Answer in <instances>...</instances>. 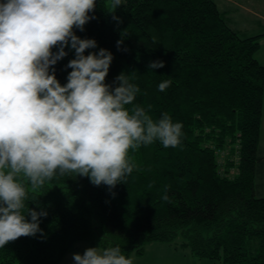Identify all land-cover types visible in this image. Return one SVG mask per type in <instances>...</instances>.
<instances>
[{"label": "trees", "instance_id": "1", "mask_svg": "<svg viewBox=\"0 0 264 264\" xmlns=\"http://www.w3.org/2000/svg\"><path fill=\"white\" fill-rule=\"evenodd\" d=\"M108 2L96 0L89 13L95 19L83 31L73 29L97 42L85 55L101 48L112 53L105 83L113 88L119 74L134 72L131 82L140 88L134 103L154 121L167 112L182 123L181 146L156 141L130 150L136 167L127 184L113 189L80 176L29 187L36 200L28 207L47 212L40 218L42 234L0 248V264H59L82 241L119 245L130 257L152 241L173 242L179 235L196 257L264 264V196L256 194L264 177L260 35L241 36L217 0H122L114 13L119 20L108 13ZM64 50L68 54L50 69L61 85L75 58L70 46ZM154 61L165 66L149 69Z\"/></svg>", "mask_w": 264, "mask_h": 264}, {"label": "clouds", "instance_id": "2", "mask_svg": "<svg viewBox=\"0 0 264 264\" xmlns=\"http://www.w3.org/2000/svg\"><path fill=\"white\" fill-rule=\"evenodd\" d=\"M122 0H111L113 19ZM96 0H4L0 3V248L20 237L42 234L44 210L28 207L29 187L42 188L62 177H87L94 186L127 184L136 167L130 150L159 141L181 146L183 125L164 112L158 120L134 101L140 88L134 72L121 73L112 87L105 83L113 55L81 39L94 16ZM123 40L117 41L119 49ZM54 46H59L56 53ZM75 51L72 69L61 85L57 61ZM154 61L149 69L163 68ZM172 81L158 85L165 91ZM149 109L151 106H148ZM151 187V185H150ZM167 186L165 187V192ZM167 201L169 197H161ZM30 217V220L27 218ZM75 264H133L119 245L90 247L73 254Z\"/></svg>", "mask_w": 264, "mask_h": 264}, {"label": "rangeland", "instance_id": "3", "mask_svg": "<svg viewBox=\"0 0 264 264\" xmlns=\"http://www.w3.org/2000/svg\"><path fill=\"white\" fill-rule=\"evenodd\" d=\"M235 1L234 3L233 0H217L220 9L226 11L229 23L241 36L260 35L261 47L256 53V58L264 64V0ZM110 3L111 0L108 2L109 7ZM259 148L264 154V108ZM256 194L264 196V177L258 181ZM181 240L182 236L179 235L173 242L152 241L145 246L143 254L132 252L130 257L133 264H223L222 260L194 256L190 248L181 245ZM87 248H90L87 242L77 243L68 253L66 261L74 262L73 254L82 255Z\"/></svg>", "mask_w": 264, "mask_h": 264}, {"label": "crops", "instance_id": "4", "mask_svg": "<svg viewBox=\"0 0 264 264\" xmlns=\"http://www.w3.org/2000/svg\"><path fill=\"white\" fill-rule=\"evenodd\" d=\"M234 3L236 2L235 0H233ZM236 4H239V3H236ZM242 4V3H241ZM247 9V8H246ZM248 10V9H247ZM89 245V244H88ZM89 247H91L89 245ZM68 254L64 257V259L59 263V264H75V262H72V261H66V258H67Z\"/></svg>", "mask_w": 264, "mask_h": 264}]
</instances>
